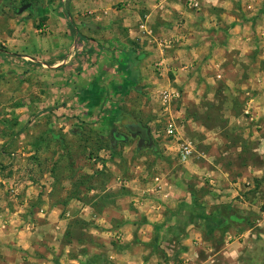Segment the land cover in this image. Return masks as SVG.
Instances as JSON below:
<instances>
[{
    "label": "crops",
    "instance_id": "1",
    "mask_svg": "<svg viewBox=\"0 0 264 264\" xmlns=\"http://www.w3.org/2000/svg\"><path fill=\"white\" fill-rule=\"evenodd\" d=\"M195 1L0 0L14 59L0 79L26 91L13 156L49 183L30 176L1 205L0 264H264V0ZM161 117L177 143L147 157L128 127L157 135ZM212 117L246 141L222 145Z\"/></svg>",
    "mask_w": 264,
    "mask_h": 264
},
{
    "label": "rangeland",
    "instance_id": "2",
    "mask_svg": "<svg viewBox=\"0 0 264 264\" xmlns=\"http://www.w3.org/2000/svg\"><path fill=\"white\" fill-rule=\"evenodd\" d=\"M32 15H36L35 9L34 14ZM41 22L42 20L39 21V24ZM39 24L37 25V30ZM9 32H12V29L9 28V21L7 19V16H0V66L5 65L4 67H8L7 64L9 65L14 61L7 49V35L9 34ZM157 68L154 69L156 73L162 72V69L160 67ZM220 88H218V92L220 93L223 91L222 101L217 102V104L214 105V108L218 110L221 109L222 111V109L224 110V103L225 100L228 99V96L225 94V89ZM25 94L26 91H24V85L20 81V79L14 77H4L3 79H0V178H5L8 176L12 179H15V182L12 183H3V181L0 180V207L4 204L5 206L10 205L13 207V205H17L18 202L19 204L21 203L18 197H20L24 190L25 184L22 182L30 176L34 180L35 184H37L38 190L45 192V189L49 184L45 181L47 179L46 176H40L38 174V169L36 167L30 165L25 166V161H23L22 158L20 159L21 156H13V154L16 155L17 152H20L22 150V146L21 144H19V142H22L23 140L22 135H20V130L23 128L24 125L22 124V121H19L18 113L22 111ZM173 101L170 102V104H173ZM160 105L161 104L158 103L159 111L162 109L160 108L162 107ZM214 108L212 109L213 111ZM235 108L238 112L240 111V105L238 103H235ZM143 111L145 115H150V112H147L146 109ZM215 120L217 124L225 126V129L223 130L221 135L222 145H224L225 147H230V145L232 144H237L242 141H246V124H238L237 122H233V126H230L231 124L229 123V120H226V118L224 120H218L212 117L207 121L208 125H212ZM167 125L168 124L165 118L161 117L159 119V122H156L155 125L160 131H162L160 132V134L152 135L147 130V127L149 126H146V128L144 127L141 129L146 130L148 132V135L151 139L150 142H152L153 146L154 143L162 141L172 142V144L177 143V139H175L174 137L167 136ZM218 138H220V135L218 136ZM193 139L197 142L199 141V136L195 135ZM135 140H137L136 137L134 138V142H136ZM184 141L185 140H179V144ZM148 142L149 141H146V144L144 146L146 150L145 155L147 157H150L151 155H153V153H155V150L152 148V145H149ZM10 143L12 144L10 145V147H8ZM227 149L231 155L237 154L236 149L235 151L230 150V148ZM227 164L228 166H231L233 164V160L227 159ZM54 186H56V189L58 188L57 184ZM13 197H15L16 199ZM15 211H13V213ZM20 216L22 218V212H20ZM5 220L7 221V218ZM21 225L22 224L17 226L22 227ZM76 237L81 241H87L89 239V237L85 235V232L81 230H78V232L76 233ZM21 251H23V249Z\"/></svg>",
    "mask_w": 264,
    "mask_h": 264
},
{
    "label": "built area",
    "instance_id": "3",
    "mask_svg": "<svg viewBox=\"0 0 264 264\" xmlns=\"http://www.w3.org/2000/svg\"><path fill=\"white\" fill-rule=\"evenodd\" d=\"M188 4L190 6H192L193 8H199L200 7V4L198 2H196L195 0H189ZM38 33L39 34H46L48 31H49V26L48 24L45 22V21H42L40 24H39V27H38ZM164 100L167 102H172L173 100H176L179 98V94H163L162 95ZM168 135L170 137H174L176 138L177 137V133L176 131L173 129V128H170L168 129ZM193 146L191 143L187 142V141H184L180 144V150H179V157H180V161L182 163H185L187 162L193 155Z\"/></svg>",
    "mask_w": 264,
    "mask_h": 264
},
{
    "label": "water",
    "instance_id": "4",
    "mask_svg": "<svg viewBox=\"0 0 264 264\" xmlns=\"http://www.w3.org/2000/svg\"><path fill=\"white\" fill-rule=\"evenodd\" d=\"M25 11H29L30 13L34 14V5L32 3L24 5L18 10V13L21 14V13H23ZM141 131L143 132V134H141V133H138V134L137 133H133V135L134 136L138 135V136L141 137L140 138V145L146 143V141H149L148 143L151 146L152 142H150L151 139H150V137L148 135V132L146 130H143V129ZM123 140H126V139H123Z\"/></svg>",
    "mask_w": 264,
    "mask_h": 264
},
{
    "label": "flooded vegetation",
    "instance_id": "5",
    "mask_svg": "<svg viewBox=\"0 0 264 264\" xmlns=\"http://www.w3.org/2000/svg\"><path fill=\"white\" fill-rule=\"evenodd\" d=\"M129 129V131H130V133L133 135V133H141V134H143V132L141 131L142 129L140 128V127H129L128 128ZM137 137H139V138H141L140 136H138V135H136Z\"/></svg>",
    "mask_w": 264,
    "mask_h": 264
},
{
    "label": "trees",
    "instance_id": "6",
    "mask_svg": "<svg viewBox=\"0 0 264 264\" xmlns=\"http://www.w3.org/2000/svg\"><path fill=\"white\" fill-rule=\"evenodd\" d=\"M129 127H131V128H132V127H140V128H141V126H140L139 124H138V125H130ZM129 127H128V128H129ZM235 217H236V218H239L238 215H236V214H235L234 217H232V218H235Z\"/></svg>",
    "mask_w": 264,
    "mask_h": 264
}]
</instances>
